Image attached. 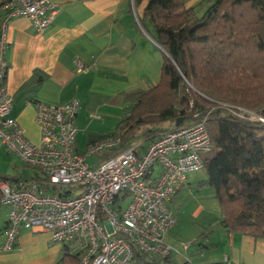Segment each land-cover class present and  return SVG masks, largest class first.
I'll list each match as a JSON object with an SVG mask.
<instances>
[{
	"label": "built area",
	"instance_id": "2783aa9c",
	"mask_svg": "<svg viewBox=\"0 0 264 264\" xmlns=\"http://www.w3.org/2000/svg\"><path fill=\"white\" fill-rule=\"evenodd\" d=\"M0 10V143L40 173L22 184L0 175V204L7 207L0 251L14 247L20 228L37 227L50 233L52 243L65 245L77 264H134V249L159 258L172 256L174 248L165 241L175 223L170 201L187 175L202 168L201 155L210 150L206 115L161 132L143 151L139 142L119 149L121 132L116 129L79 153L75 148L78 99L36 101L39 140H28L10 116L12 96L5 85L7 30L12 17L23 16L42 32L58 5L54 0H5ZM76 64L78 69L84 67ZM222 105L239 117L264 122L258 112ZM104 151L112 154L89 164L88 156Z\"/></svg>",
	"mask_w": 264,
	"mask_h": 264
},
{
	"label": "crops",
	"instance_id": "0c3cea01",
	"mask_svg": "<svg viewBox=\"0 0 264 264\" xmlns=\"http://www.w3.org/2000/svg\"><path fill=\"white\" fill-rule=\"evenodd\" d=\"M54 1L58 10L42 32H36L26 17L10 20L5 51V85L12 96L10 116L28 140L37 142L40 130L34 120V103L77 98L75 148L84 153L89 144L116 130L131 105L129 93L147 90L159 82L164 51L139 20L148 0ZM200 1L184 3L196 7ZM77 61L84 67L78 69ZM151 140L141 143L140 150ZM136 143L131 141L127 146ZM109 154L91 155L87 161L96 165ZM187 178L170 201L175 223L165 234V241L174 248L173 261L264 264V238L229 232L221 225L220 208L214 190L205 181L206 173L197 183ZM188 206L190 216L201 226L193 229L189 240L186 232L191 223L185 221L181 228L182 218L175 215L178 210L187 215ZM6 222L7 207L0 204V241ZM64 250L65 245L50 241L48 231L20 228L14 247L0 251V264H56ZM150 258L135 257L134 264H153Z\"/></svg>",
	"mask_w": 264,
	"mask_h": 264
},
{
	"label": "trees",
	"instance_id": "16d2710c",
	"mask_svg": "<svg viewBox=\"0 0 264 264\" xmlns=\"http://www.w3.org/2000/svg\"><path fill=\"white\" fill-rule=\"evenodd\" d=\"M139 20L165 53L159 82L128 95L131 105L116 128L119 149L140 126H149L140 135L148 141L206 115L211 147L201 155L202 167L220 223L229 232L264 238V122L222 105L264 116V0H202L196 7H186L184 0H148ZM164 122L172 126H155ZM134 255L150 256L153 264H189L138 249ZM56 264H77V257L65 248Z\"/></svg>",
	"mask_w": 264,
	"mask_h": 264
},
{
	"label": "rangeland",
	"instance_id": "374dc122",
	"mask_svg": "<svg viewBox=\"0 0 264 264\" xmlns=\"http://www.w3.org/2000/svg\"><path fill=\"white\" fill-rule=\"evenodd\" d=\"M261 115V114H260ZM154 126V125H153ZM152 126V127H153ZM157 127H161V128H169L172 126V122H164V123H158L157 125H155ZM149 126L147 125H143L140 126L139 128H137L134 131V135L135 137L132 139L133 143L136 142H140L143 143L146 140H143V138L140 136L141 133ZM15 157H17L16 155H14L13 153H11L6 147L5 145H3L2 147L0 146V174L7 176L8 178H16L18 180H22V181H28L32 178H35L37 176L40 175L39 170L35 167H31L28 164H25L23 161L20 162V160H17ZM205 176V168H200L198 170H195L193 172H190L188 174V180L190 182H195L197 183V181L201 180L202 178H204ZM125 204V202L123 203V205ZM190 209L191 207H187V215H183L182 210H178L177 213H175L176 218L181 217L182 219L179 220L180 225H178L179 227L182 228L184 223H187L185 221H189V226L187 228V232L186 235H188V239L189 237L193 236L194 234V230L193 229H198L201 228V226L197 225V222L190 216ZM208 216H211V219L213 218L212 214H206ZM201 232V229H200ZM187 243H190V241H186Z\"/></svg>",
	"mask_w": 264,
	"mask_h": 264
},
{
	"label": "water",
	"instance_id": "95a60500",
	"mask_svg": "<svg viewBox=\"0 0 264 264\" xmlns=\"http://www.w3.org/2000/svg\"><path fill=\"white\" fill-rule=\"evenodd\" d=\"M162 49V48H161ZM163 50V49H162ZM164 51V50H163ZM164 53H165V51H164ZM181 120H182V118L180 117V118H178L177 119V121H176V125H179L180 124V122H181Z\"/></svg>",
	"mask_w": 264,
	"mask_h": 264
}]
</instances>
